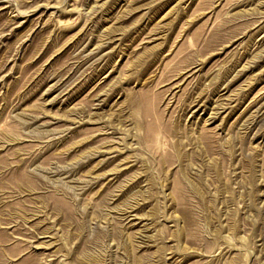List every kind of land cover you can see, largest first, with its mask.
<instances>
[{
    "label": "rangeland",
    "instance_id": "1",
    "mask_svg": "<svg viewBox=\"0 0 264 264\" xmlns=\"http://www.w3.org/2000/svg\"><path fill=\"white\" fill-rule=\"evenodd\" d=\"M0 264H264V0H0Z\"/></svg>",
    "mask_w": 264,
    "mask_h": 264
}]
</instances>
